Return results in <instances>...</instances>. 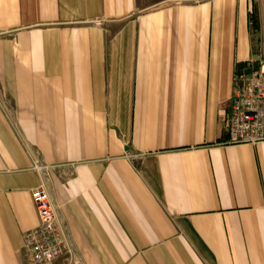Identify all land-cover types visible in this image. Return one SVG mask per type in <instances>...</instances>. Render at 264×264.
<instances>
[{
  "label": "crops",
  "instance_id": "obj_1",
  "mask_svg": "<svg viewBox=\"0 0 264 264\" xmlns=\"http://www.w3.org/2000/svg\"><path fill=\"white\" fill-rule=\"evenodd\" d=\"M260 61L264 0H0V264L41 185L75 264H264V142L223 143Z\"/></svg>",
  "mask_w": 264,
  "mask_h": 264
},
{
  "label": "built area",
  "instance_id": "obj_2",
  "mask_svg": "<svg viewBox=\"0 0 264 264\" xmlns=\"http://www.w3.org/2000/svg\"><path fill=\"white\" fill-rule=\"evenodd\" d=\"M226 120L228 138L224 144L264 142V62L248 63L237 68L233 94ZM39 216L37 226L24 234L25 249L34 264L52 262L66 256L67 264L76 263L72 242H66L58 221L57 208L45 185L32 190Z\"/></svg>",
  "mask_w": 264,
  "mask_h": 264
}]
</instances>
